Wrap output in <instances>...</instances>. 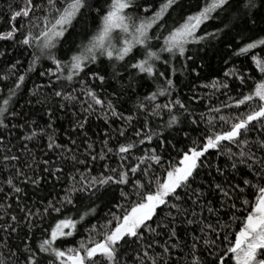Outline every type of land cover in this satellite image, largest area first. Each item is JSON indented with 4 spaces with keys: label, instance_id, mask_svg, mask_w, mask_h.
Listing matches in <instances>:
<instances>
[{
    "label": "snow or ice",
    "instance_id": "1",
    "mask_svg": "<svg viewBox=\"0 0 264 264\" xmlns=\"http://www.w3.org/2000/svg\"><path fill=\"white\" fill-rule=\"evenodd\" d=\"M0 264H264V0H3Z\"/></svg>",
    "mask_w": 264,
    "mask_h": 264
},
{
    "label": "trees",
    "instance_id": "2",
    "mask_svg": "<svg viewBox=\"0 0 264 264\" xmlns=\"http://www.w3.org/2000/svg\"><path fill=\"white\" fill-rule=\"evenodd\" d=\"M0 3H3V0H0ZM211 55V64H212V69L210 70L211 72L215 73L220 67H222V61L218 63V57L216 55L210 54ZM209 70H204L203 75H208ZM210 78V77H209ZM181 91L185 94L188 93L187 88H181ZM207 91V90H205ZM223 99V97H221Z\"/></svg>",
    "mask_w": 264,
    "mask_h": 264
}]
</instances>
